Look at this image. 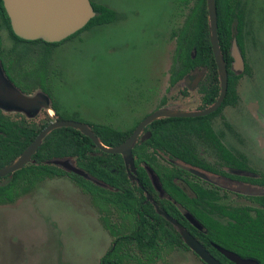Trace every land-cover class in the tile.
I'll list each match as a JSON object with an SVG mask.
<instances>
[{
    "label": "flooded vegetation",
    "instance_id": "1",
    "mask_svg": "<svg viewBox=\"0 0 264 264\" xmlns=\"http://www.w3.org/2000/svg\"><path fill=\"white\" fill-rule=\"evenodd\" d=\"M90 2L96 14L84 28L62 41L47 42L19 37L0 0L2 67L23 94L39 93L50 101V110L42 108L36 117L0 109V169L13 163L56 121L85 124L99 144L73 127L53 131L70 128L87 137L91 141L88 153L108 159L101 166L112 176L121 174L115 165L116 157L121 158L128 182L139 188L140 198L139 212H128L123 218L111 213L123 236L131 238L138 220L150 219L168 237L158 241L163 249L153 262L135 244H128L131 256L124 264H159L180 252L208 264L184 235L219 264H239L236 260L264 264V0H215L218 49L227 70L225 85L212 42L208 0H143L141 15L132 12L127 0ZM202 32L208 37L203 45ZM166 48L172 50L169 63L162 62ZM137 50L144 54L139 63ZM152 52L155 58L149 57ZM113 60L118 61L116 75ZM81 66L98 67L92 82L83 81ZM135 67L139 74L133 72ZM115 80L122 95L115 96ZM161 82H168V87L167 94L159 96ZM166 106L178 113H207L149 123L132 148V163L123 154L105 150L122 146L146 118ZM142 108L147 113L128 130L99 123L113 117L118 124L143 113ZM42 113L46 118L36 123ZM107 129L127 137L117 145L107 143L99 135ZM138 148L141 152L136 155ZM34 156L24 168L0 177V188L11 183L17 172L36 165ZM77 157L45 161L64 174L33 179V184L24 174L12 195L17 199L45 180L69 178L77 186L73 187L90 198L110 235L111 246L101 264L119 237L105 227L102 218L107 214L101 213L74 176L105 190H118L79 166ZM58 159L83 174L52 163ZM139 175H145L148 188Z\"/></svg>",
    "mask_w": 264,
    "mask_h": 264
},
{
    "label": "rangeland",
    "instance_id": "2",
    "mask_svg": "<svg viewBox=\"0 0 264 264\" xmlns=\"http://www.w3.org/2000/svg\"><path fill=\"white\" fill-rule=\"evenodd\" d=\"M127 1L133 13L143 14V0ZM126 10L130 14L129 8ZM138 50L135 54L137 63L144 59V54ZM171 51V48H166L163 52V63H169ZM156 56V52L149 54L151 58ZM117 63V60H113L115 75L119 72L115 68ZM80 68L83 81L92 82L91 78L98 67H95L96 70ZM133 72L139 74V67H135ZM114 82L117 85L114 86L115 96L122 95L119 82ZM167 87L168 82H161L159 96L162 92L163 95L167 94ZM141 111L144 112L118 124L113 117L99 123L128 130L147 113L144 108ZM45 118L42 113L36 123H41ZM70 119L75 120L67 118ZM61 167L67 169L64 165ZM73 186L76 185L67 177L48 179L15 202L0 204V264H99L111 246V238L103 228L100 215L90 198ZM159 264L203 263L190 254L180 252Z\"/></svg>",
    "mask_w": 264,
    "mask_h": 264
},
{
    "label": "water",
    "instance_id": "3",
    "mask_svg": "<svg viewBox=\"0 0 264 264\" xmlns=\"http://www.w3.org/2000/svg\"><path fill=\"white\" fill-rule=\"evenodd\" d=\"M5 8L11 18L12 26L16 34L25 40H44L47 42H59L75 32L84 28L95 16V10L90 0H4ZM210 11V23L212 42L216 58L219 64L221 78L224 85L227 82V70L218 49L217 38V9L215 0H208ZM39 93L31 96L23 94L6 75L0 62V109L7 112L25 113L29 117H36L42 108L50 110L49 99H41ZM204 113H178L170 107H163L146 118L136 129L134 134L122 146L115 149H105L107 152L123 154L132 163V148L142 129L149 123L166 117H194ZM61 127H73L89 136L97 144L98 139L90 127L76 122L56 121L42 131L35 141L10 165L0 169V177L7 176L24 168L32 160L34 154L44 142V139L54 129ZM52 163L65 165L63 161L54 160ZM69 171H76L69 168ZM87 179L92 178L85 175ZM186 242L193 248L208 264H219L209 257L208 253L197 241L189 235H184ZM237 263L243 264L236 260Z\"/></svg>",
    "mask_w": 264,
    "mask_h": 264
},
{
    "label": "trees",
    "instance_id": "4",
    "mask_svg": "<svg viewBox=\"0 0 264 264\" xmlns=\"http://www.w3.org/2000/svg\"><path fill=\"white\" fill-rule=\"evenodd\" d=\"M207 41V35L202 32V37L200 39L201 45ZM200 55L201 51L198 49V56ZM39 132L40 130L36 131V137ZM99 135L105 142L113 145L121 143L125 137H127V135L111 129H107V131L104 130ZM90 151L91 141L76 130L62 128L53 131L46 137L44 143L34 156V160L37 161V164H32L17 172L11 183L3 188H0V204L15 202L16 198L13 197L12 194L17 190L15 189L17 182L24 174H26L25 177L29 179L31 184L34 183V180L42 181L46 177L53 178L55 176H61L64 174L63 171L55 168L54 166H48L44 162L54 158H64L66 156L77 155L79 166L83 167L93 176L105 180L118 190H105L97 187L89 181L84 180L83 178L74 176V178L79 180L78 182L82 185L84 191L93 196V199L98 205L101 213L107 214L102 218L105 227L113 236L119 237L117 239L115 249L102 259L101 264H124L125 260L131 256V252L127 251V245L132 243L136 245V248L140 250L144 257L149 259V262H153L154 257H160L162 251V247L158 244V241L160 239H167V235L164 231L158 230V225L155 222L147 219L146 222L138 220L136 230L132 234L131 238L123 236V230L118 226V220L117 222L113 221L111 213L113 212L114 216V213L116 212L121 218H123V215L128 212H139V188L136 187L135 189L130 186L123 168V162L119 156L116 157L117 160H115V165L117 173L121 174L112 176L101 166V164L105 163L108 159L103 157H93L88 153ZM140 152L141 149L139 148L134 151L136 155L137 153L140 154ZM139 177L142 183L148 188L149 181L145 175L144 177L139 175ZM167 248L173 249L171 245L167 246Z\"/></svg>",
    "mask_w": 264,
    "mask_h": 264
}]
</instances>
